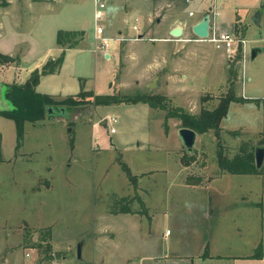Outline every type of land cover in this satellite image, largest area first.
Masks as SVG:
<instances>
[{
  "label": "rangeland",
  "instance_id": "rangeland-1",
  "mask_svg": "<svg viewBox=\"0 0 264 264\" xmlns=\"http://www.w3.org/2000/svg\"><path fill=\"white\" fill-rule=\"evenodd\" d=\"M184 1L161 0L152 21L140 22L143 41L135 48L141 50L142 56L140 54L137 59L123 53L119 59L114 55L105 58L101 50L94 49L95 25L89 16L91 0H77L74 11L70 6L67 8L60 4V14L66 16L73 13L75 18L85 19L84 24L90 21L88 50L83 56L71 58L63 77L54 75L45 78L41 90L50 92L57 87L69 92L80 90L82 80L69 72L80 66L81 73L87 77L84 89L97 90L98 93H109L114 88V92L127 94H160L164 106L153 107L140 102L143 108L138 102V105L121 102L109 108L85 102L70 108L63 107V111L55 109L51 114L46 111L41 119L25 121L22 142L18 146L14 121L0 115V147L4 156L0 161V264L32 263V259H38L39 251L43 253L47 243L51 259L61 262L65 256L75 263L98 264L96 217L101 208L109 206L112 201L109 198L117 195L118 188L121 192L127 186L126 193L129 195L131 185L125 179L128 181L130 178H123L124 168L128 165L141 173L161 167L170 156L171 176L179 174L173 166L178 163L180 151L185 147L178 136L182 121L171 114L174 109L182 107L189 113L213 109L228 91L229 80L234 74L237 79L233 88L235 95L240 96L242 90L247 94L264 95V53L253 60L250 54L245 55L247 40L236 34L237 30L220 27L214 2L211 1L212 5L209 3L203 13L196 14L194 10L190 13ZM222 1L217 0V3L235 11L233 15L237 23L250 26L248 37L254 38L259 34V26L250 19L251 12L245 13L252 0ZM205 13H209L210 23L215 28L236 35L233 34L237 41L231 54L215 48L206 40L199 41L193 33L192 25ZM103 19L99 21L102 24ZM169 22L182 26L184 32L180 36L169 35V40L160 41ZM80 37L83 38L84 34ZM117 44L115 41L108 50L112 52ZM251 47L249 45V53ZM153 52L157 55L156 59L151 58ZM31 60L25 63L29 65L33 62ZM149 62H154L151 67L158 68L149 81L142 83L138 79L147 72L146 65L150 71ZM23 73H26L25 67L20 70L13 68L5 75L0 70V103L3 99L10 106L3 96L6 83L20 82ZM116 73L118 77L115 78ZM255 73L259 76L256 77ZM240 74L243 79L241 84L238 82ZM248 74L253 75L251 82H245ZM252 82L254 84L248 87ZM65 96L53 95L56 99ZM86 99L92 97L87 96ZM260 110L253 101H231L220 121L219 130L200 133L192 152L206 150V159L212 163L217 160L220 150L232 157L253 146L255 148L262 137ZM111 117H116L117 121L111 123ZM113 126L116 132L111 131ZM96 131L101 140L96 138ZM213 135L216 138H212ZM115 137L120 140L119 143ZM149 179L140 176L138 181L146 184ZM155 179L161 180V177L156 176ZM110 206L114 207V204ZM79 242H82L85 261L77 260ZM25 251L32 254L28 256L30 260L26 258Z\"/></svg>",
  "mask_w": 264,
  "mask_h": 264
},
{
  "label": "crops",
  "instance_id": "crops-1",
  "mask_svg": "<svg viewBox=\"0 0 264 264\" xmlns=\"http://www.w3.org/2000/svg\"><path fill=\"white\" fill-rule=\"evenodd\" d=\"M7 1L6 5H0V52L17 57V60L0 63V68L5 67L0 69L1 73L5 75V72L13 68L20 70L25 67L26 73H23L21 78L23 80L20 81L23 82L33 68L40 67L47 59L58 56L64 48V59L60 69L55 73L42 75L36 85V90L55 96L76 94L79 90L69 92L63 90V87L62 89L57 87V90L47 92L41 90L40 87L48 76V78L54 75L63 77L71 58L83 56L88 50L86 46L89 43L90 21L84 24L85 19L82 21L78 16L75 18L76 15L73 13L64 16L58 9L62 4L67 8L70 6L71 11H74L77 0ZM103 1L105 2L104 33L108 36H119L121 39L116 40L118 44L112 52L110 50H108L109 53L103 52L96 46L94 49L101 50L105 58L114 55L116 59H119L122 53L124 56L135 59L139 58L140 54L142 56L141 50L135 48L143 41V33L140 30L142 23L140 22L150 23L152 21L161 0ZM211 1L214 2L216 12L219 14L220 27L237 30L238 32L235 33H239L240 37L247 40L245 55L250 54L249 45L260 47L255 58L264 53V0H252L253 3L248 7L252 10L247 9L245 12L246 14L251 12V21L259 26V34L254 38L247 36L250 26L246 27V23L242 22L238 24L233 15L235 11L223 8L222 3L218 4L217 0H185L184 6L198 14L203 13L209 3L212 5ZM91 2L92 10L89 16L94 22L95 0ZM57 19H61V22L56 21ZM133 24L138 25V30L132 28ZM172 27H174L172 23L166 24L164 34L159 38L160 41L169 40L168 36L171 35ZM58 29L83 30L84 37L80 38L74 46L62 47L56 43L55 39ZM252 39L255 41L252 42ZM250 41L251 44H249ZM121 45L126 46L124 52L121 51L123 49ZM163 57L167 59L166 56L163 55ZM151 58H157L155 52ZM28 59H32V64L25 63ZM152 63L154 62L148 63L150 71L146 65L147 72L139 77L138 80L142 83L149 81L155 74L158 67H151ZM81 69L77 66L69 72L73 77L80 78L85 86L87 77L81 73ZM255 76H259L258 73H255ZM116 77H118L117 73ZM252 80L253 75L248 74L245 82ZM242 81L240 74L238 82L241 84ZM252 84L254 82L248 84V87ZM93 91L98 93L97 90ZM109 93H114V88ZM240 96L259 98L258 102L250 101L255 102L261 109L260 132L262 137L260 139L263 140L261 146H264V95L247 94L242 90ZM116 104L103 106L111 108ZM0 106H7L3 99ZM141 106L144 108V105L141 104ZM93 128L95 130L96 125ZM96 133V138L101 140L102 137L100 138L97 131ZM199 135L197 133L196 140ZM212 138L216 136L213 135ZM115 141L120 142L116 137ZM258 145L255 144V146ZM186 152L192 151H187L186 148L180 151L181 156L178 158V163L173 166L179 172L175 176H171L170 156L168 162L161 167L150 168L141 173L134 171L128 165L126 169L124 168L123 178H130L128 181L125 179L126 183L129 182L131 185L129 195L126 193L127 186L125 189L122 188L121 192L118 188L117 195L109 198L112 200L109 206L101 208L96 217L98 256L95 257L98 264H264V160L259 172H230L220 168L217 161L218 154L217 160L209 163L206 159V150L194 151L195 159L186 164L183 161ZM140 176L150 179L146 184L139 183ZM156 176H160L161 180H156ZM112 204L114 207L110 206ZM259 245L261 255L256 256ZM31 250L34 251V249ZM25 252L30 253V251ZM31 255L30 253L29 256ZM26 258L31 259L27 255ZM61 259L60 264L81 263L68 260L65 256ZM77 260H86L82 248L81 258ZM93 260H95L94 257ZM28 264H39V262L32 259V263Z\"/></svg>",
  "mask_w": 264,
  "mask_h": 264
},
{
  "label": "trees",
  "instance_id": "trees-1",
  "mask_svg": "<svg viewBox=\"0 0 264 264\" xmlns=\"http://www.w3.org/2000/svg\"><path fill=\"white\" fill-rule=\"evenodd\" d=\"M7 0H0V5H6ZM84 34L83 30H68L58 29L56 32V43L62 47L74 46L79 40L80 36ZM64 48L60 54L54 58L47 59L40 67H35L30 71L29 76L23 82L6 83L4 90V97L9 102L10 106L0 108V115L11 118L14 121L16 132V146L22 142L24 123L25 121H36L41 119L48 107L60 109L61 107H74L78 104L90 102L94 105H106L116 103H136L145 102L150 106H164L163 97L160 94L153 93H134L127 94L121 91L114 93H95L91 89H84L83 83L80 84V90L76 94H69L61 99H56L49 93H43L36 90L40 77L44 74L57 72L64 59ZM239 54V53H238ZM239 58L240 55H237ZM17 57L0 52V63H9L16 61ZM233 73L234 70L232 69ZM118 75V74H117ZM236 74L229 80L228 91L221 97L218 105L213 109L205 108L199 113H189L182 107L174 109L171 113L173 116L181 119V126H186L194 129L197 133H204L210 130L218 131L220 128V121L226 115L228 105L231 101H259V98H246L235 95L233 93L234 84L236 82ZM91 96L92 99L87 100L86 97ZM263 144V140L257 142ZM254 146L249 151L243 150L232 157L223 154L222 150L218 152V164L221 169L230 172H259L262 168H257L254 162ZM183 161L186 164L191 163L195 159L194 152H186ZM2 159L0 147V160ZM40 245V244H38ZM50 245L47 243L42 251H39L37 261H50L52 253L50 252ZM43 254V255H42ZM42 255V257L40 256ZM261 255V247L258 246L256 256Z\"/></svg>",
  "mask_w": 264,
  "mask_h": 264
},
{
  "label": "built area",
  "instance_id": "built-area-1",
  "mask_svg": "<svg viewBox=\"0 0 264 264\" xmlns=\"http://www.w3.org/2000/svg\"><path fill=\"white\" fill-rule=\"evenodd\" d=\"M95 9L93 13L94 18V31L93 38L95 41V46L101 49L103 52H108V48L113 44L116 40L121 39V37L116 36H108L104 33V25L99 21L103 18V9L105 7V2L103 0H95ZM192 11L190 10V13ZM132 28L138 30V25L133 24ZM198 40H206L212 43L215 48L223 50L227 54H231L235 49L236 38L233 34L228 31L218 30L214 27L212 23H210L209 33L207 37H198ZM110 122L114 123L117 121L116 117H111ZM114 126L111 127V131H114ZM168 231V230H167ZM27 256L30 255L29 252L26 253ZM39 264H60L58 260L52 259L50 261H42Z\"/></svg>",
  "mask_w": 264,
  "mask_h": 264
},
{
  "label": "water",
  "instance_id": "water-1",
  "mask_svg": "<svg viewBox=\"0 0 264 264\" xmlns=\"http://www.w3.org/2000/svg\"><path fill=\"white\" fill-rule=\"evenodd\" d=\"M209 27H210V15L209 13H205L196 23H194L191 27L193 33L197 35L198 37H207L209 33ZM183 32V28L180 25L174 26L170 29V34L173 36H180ZM260 51V47L253 46L250 49V58L253 59ZM1 108V107H0ZM63 107L60 108L61 111H63ZM55 110L52 107H48L47 112L49 114L52 113V111ZM178 136L181 139L182 144L186 148L187 151H192L197 132L186 126H181L178 129ZM264 160V146L258 145L255 147L254 150V161L257 168H260L262 165V162ZM81 248L82 243H77L76 247V256L78 259L81 258Z\"/></svg>",
  "mask_w": 264,
  "mask_h": 264
}]
</instances>
